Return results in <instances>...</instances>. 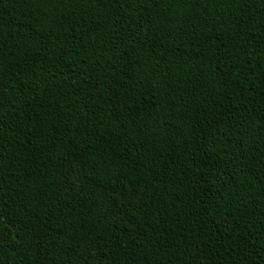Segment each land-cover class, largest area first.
Instances as JSON below:
<instances>
[{
	"label": "trees",
	"instance_id": "16d2710c",
	"mask_svg": "<svg viewBox=\"0 0 264 264\" xmlns=\"http://www.w3.org/2000/svg\"><path fill=\"white\" fill-rule=\"evenodd\" d=\"M0 264H264V0H0Z\"/></svg>",
	"mask_w": 264,
	"mask_h": 264
}]
</instances>
